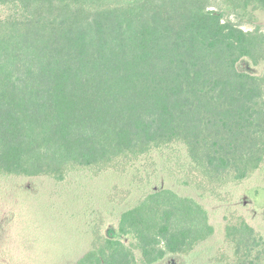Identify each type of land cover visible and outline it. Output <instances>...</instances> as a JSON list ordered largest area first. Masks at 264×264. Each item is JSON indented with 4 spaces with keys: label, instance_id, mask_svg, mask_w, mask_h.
I'll return each instance as SVG.
<instances>
[{
    "label": "trees",
    "instance_id": "16d2710c",
    "mask_svg": "<svg viewBox=\"0 0 264 264\" xmlns=\"http://www.w3.org/2000/svg\"><path fill=\"white\" fill-rule=\"evenodd\" d=\"M0 178L126 173L182 146L179 185L218 197L264 166V30L238 23L264 0H0ZM228 19H224L225 13ZM232 17V19H230ZM122 203L126 195L116 192ZM75 264H159L186 257L214 227L170 189L92 229ZM232 259L264 264V238L234 217Z\"/></svg>",
    "mask_w": 264,
    "mask_h": 264
},
{
    "label": "rangeland",
    "instance_id": "374dc122",
    "mask_svg": "<svg viewBox=\"0 0 264 264\" xmlns=\"http://www.w3.org/2000/svg\"><path fill=\"white\" fill-rule=\"evenodd\" d=\"M4 10L0 7V17ZM254 19L239 21L243 28L264 30V11L252 12ZM225 13L224 19H228ZM232 19V17H230ZM239 72L264 75L247 59L236 64ZM180 164L188 159L182 146H174L130 168L126 173L106 171L70 174L63 182L49 177L0 178V264H75L89 248L92 229L113 237L119 215L145 195L170 189L198 201L208 212L213 236L186 257L168 256L159 264H223L232 259L224 228L234 217L244 219L264 238V166L237 185L224 188L218 197H200L176 181ZM126 195L122 203L115 193Z\"/></svg>",
    "mask_w": 264,
    "mask_h": 264
}]
</instances>
